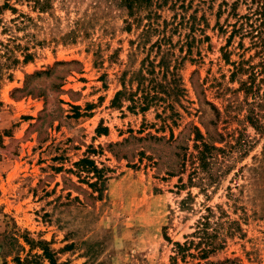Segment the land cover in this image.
I'll use <instances>...</instances> for the list:
<instances>
[{"label": "rangeland", "instance_id": "374dc122", "mask_svg": "<svg viewBox=\"0 0 264 264\" xmlns=\"http://www.w3.org/2000/svg\"><path fill=\"white\" fill-rule=\"evenodd\" d=\"M6 1L0 264H264V0Z\"/></svg>", "mask_w": 264, "mask_h": 264}, {"label": "trees", "instance_id": "16d2710c", "mask_svg": "<svg viewBox=\"0 0 264 264\" xmlns=\"http://www.w3.org/2000/svg\"><path fill=\"white\" fill-rule=\"evenodd\" d=\"M29 2H32V6L34 8H37L41 11L46 9L48 7V0H27ZM121 3L127 8L130 15H133L137 8H140L145 5H150L152 0H120ZM10 5L6 1L2 5H0V11L4 8H8ZM159 66L161 67H168L167 64H165V61L163 59L160 60ZM149 67H154L153 62H149ZM148 73H153V69H149ZM137 80L140 85H143V82L146 80V77L142 75L141 73L137 74ZM149 82L151 83L150 91L153 93L150 94V91L147 92L146 87L143 89V95L141 97V101L138 105H136V100L134 99V93L127 91L125 89L119 90L115 93L114 98L112 99V106L121 107L122 106V99H128L131 101L132 105L129 106L130 109L135 106L140 107L141 110H146L150 104L153 102V100L161 99L163 98H171L179 94L180 91H182V88L180 87L179 78L175 77L174 73L172 74V81L166 82V84L160 82L158 83L154 77H151L149 79ZM158 83V84H157ZM160 89V90H159ZM161 94H164L166 97H162ZM169 107V104L167 105ZM197 137H201L200 132L198 129H196ZM76 164L81 168H86L87 166L91 168V171L94 172V175L96 176L97 180H103L102 178V170L98 169L93 161L87 157L81 158L79 161L76 162ZM83 170V169H81ZM88 171H90L88 169ZM95 182H89V185L93 187L95 190H100V188L97 186L98 181ZM202 240L201 242H198L196 244L197 248H199V258L203 260L201 263L197 264H240L236 259L233 258H224V259H217V260H210L208 259L209 255L215 250L219 248V245L215 243L214 238L210 235L201 236ZM204 244L206 247H202L201 245ZM178 249L180 251L185 250V246L183 247L181 244L176 243ZM43 253L45 257L49 258L50 263L49 264H68L67 262H57L55 258L52 256V253L49 251L48 248L43 247Z\"/></svg>", "mask_w": 264, "mask_h": 264}]
</instances>
